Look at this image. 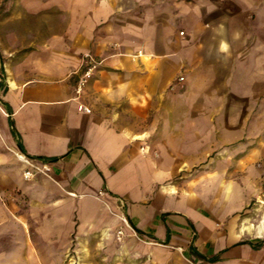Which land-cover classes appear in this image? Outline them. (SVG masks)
Segmentation results:
<instances>
[{"label":"crops","instance_id":"obj_1","mask_svg":"<svg viewBox=\"0 0 264 264\" xmlns=\"http://www.w3.org/2000/svg\"><path fill=\"white\" fill-rule=\"evenodd\" d=\"M10 5L0 264H264L221 201L264 116V0ZM86 54L98 63L78 91ZM20 153L46 174L25 178Z\"/></svg>","mask_w":264,"mask_h":264},{"label":"rangeland","instance_id":"obj_2","mask_svg":"<svg viewBox=\"0 0 264 264\" xmlns=\"http://www.w3.org/2000/svg\"><path fill=\"white\" fill-rule=\"evenodd\" d=\"M11 1L17 0H0V19L17 10L11 7ZM260 108L261 105L254 111L257 118L254 134L250 135L252 141L246 150L232 156L241 158L240 164L225 169L232 183L222 184L221 200L223 213L229 209L222 223H235L239 229L247 230L255 243L264 241V231H261L264 229V116H261Z\"/></svg>","mask_w":264,"mask_h":264},{"label":"built area","instance_id":"obj_3","mask_svg":"<svg viewBox=\"0 0 264 264\" xmlns=\"http://www.w3.org/2000/svg\"><path fill=\"white\" fill-rule=\"evenodd\" d=\"M180 34H183V31H181ZM97 63H98L97 59H95L93 56H91L90 54L85 55L83 71L77 83L78 91H81V89L87 84L89 79L92 77L93 70L96 68ZM180 79H183V77H180ZM83 108L87 110L86 107ZM18 157L19 159H21V161H23L26 164V168L23 172L25 178H32L37 173L46 174V172L48 171V166L45 161L38 163L34 161L31 157L23 153L18 154ZM121 220L123 226L129 228L134 234L138 235L137 231L135 230L134 226L130 223L127 216L125 215L122 216ZM122 235H123V229L122 227H119V229L117 230V236L118 238H120Z\"/></svg>","mask_w":264,"mask_h":264},{"label":"trees","instance_id":"obj_4","mask_svg":"<svg viewBox=\"0 0 264 264\" xmlns=\"http://www.w3.org/2000/svg\"><path fill=\"white\" fill-rule=\"evenodd\" d=\"M136 230V229H135Z\"/></svg>","mask_w":264,"mask_h":264}]
</instances>
